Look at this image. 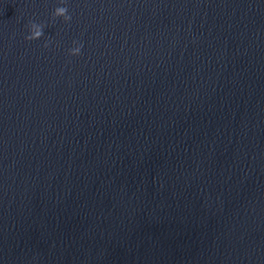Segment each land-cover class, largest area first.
<instances>
[{"label": "water", "instance_id": "95a60500", "mask_svg": "<svg viewBox=\"0 0 264 264\" xmlns=\"http://www.w3.org/2000/svg\"><path fill=\"white\" fill-rule=\"evenodd\" d=\"M0 264H264V0H0Z\"/></svg>", "mask_w": 264, "mask_h": 264}, {"label": "clouds", "instance_id": "9594fccd", "mask_svg": "<svg viewBox=\"0 0 264 264\" xmlns=\"http://www.w3.org/2000/svg\"><path fill=\"white\" fill-rule=\"evenodd\" d=\"M61 3H64V0H61ZM53 20L56 18L62 17L65 22L71 20V15L68 13L67 6H60L55 9L52 14ZM44 27L43 24H37L35 22H30L28 25L29 34L25 36L26 40L32 41L41 38L44 35ZM75 47L68 50V54L70 56H78L81 53V49L83 47L82 44H79L77 41H73ZM44 47H48V43L46 42Z\"/></svg>", "mask_w": 264, "mask_h": 264}]
</instances>
